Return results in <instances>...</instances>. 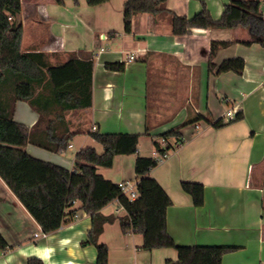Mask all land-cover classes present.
<instances>
[{"label":"crops","instance_id":"obj_1","mask_svg":"<svg viewBox=\"0 0 264 264\" xmlns=\"http://www.w3.org/2000/svg\"><path fill=\"white\" fill-rule=\"evenodd\" d=\"M126 0L90 5L86 0H21L23 24L21 48L47 54L52 64L70 54L94 60L93 103L68 112L75 134L66 153L34 143L27 151L39 159L75 168V155L85 147L103 145L86 129L139 133V151L115 155L110 167L97 171L113 182L137 183L138 154L157 157L153 135L177 127L197 113L204 117L242 119L213 126L205 119L184 126L182 141L163 139L170 146L167 157L151 174L165 188L173 203L167 209L168 230L182 245H228L236 249L223 256L222 264H264V46L253 41L247 27H193L184 35L172 31L167 11L137 13L132 31L125 30ZM206 3L218 18L230 0H167L177 14L192 16ZM227 40L214 61L241 56L242 74L218 73L209 67L211 43ZM135 55L129 60L128 55ZM125 61L123 71L107 69V62ZM231 104L216 103L219 95ZM40 111L18 99L14 118L33 126ZM197 124L199 126L197 127ZM183 180L202 182L205 203L196 206ZM76 215L52 233L41 225L0 175V231L12 246L0 254V264H28L37 256L45 264H97V247L84 244L92 228V216L75 201ZM114 214L106 222L100 241L109 247V264H167L177 260L174 247L144 248L140 232H124L119 216L126 210L118 200L102 209Z\"/></svg>","mask_w":264,"mask_h":264},{"label":"trees","instance_id":"obj_2","mask_svg":"<svg viewBox=\"0 0 264 264\" xmlns=\"http://www.w3.org/2000/svg\"><path fill=\"white\" fill-rule=\"evenodd\" d=\"M63 4L65 0H55ZM96 5L108 0H86ZM21 0H0V175L41 225L44 233H52L72 220L80 201V207L92 216L90 229L84 244L97 247V264H109V247L99 237L106 222L113 221L114 214L106 215L102 209L115 200L126 210L119 216L124 232H140L144 248L174 247L177 260L167 264H222L223 256L236 249L228 245H182L177 243L168 230L167 209L172 198L151 174L160 160L155 156L138 154L135 171L139 176L137 196L132 198L119 183L104 177L97 171L98 165L110 167L115 155L137 153L139 133L102 132L86 129L100 142L104 151L95 147L80 149L75 155V168L70 170L56 163L31 155L26 146L34 143L50 151L66 153L79 128H71L67 114L71 110L87 108L93 103L94 60L70 54L60 64H52L47 54L40 51H23L21 48L23 24L20 20ZM167 11L172 16V31L177 35L189 33L193 27L237 28L247 27L252 35L249 44L257 41L264 46V13L261 0H230L223 13L215 18L206 3L192 16L177 14L167 7V0H126L124 23L127 32L132 31L133 17L137 13ZM227 40L211 43L209 67L218 73L235 71L242 74L245 59L241 56L214 61L217 51L230 44ZM107 69L123 71L125 61L107 62ZM18 99L28 101L40 111L33 126L14 118ZM244 117L243 110L225 122L223 118L204 117L197 113L183 124L153 135V143L159 155L170 146L163 139L175 137L182 141L181 129L202 119L215 127ZM182 188L191 194L196 206L205 203V186L202 182L183 180ZM12 246L0 231V254ZM28 264H45L43 259L32 256Z\"/></svg>","mask_w":264,"mask_h":264},{"label":"built area","instance_id":"obj_3","mask_svg":"<svg viewBox=\"0 0 264 264\" xmlns=\"http://www.w3.org/2000/svg\"><path fill=\"white\" fill-rule=\"evenodd\" d=\"M262 4H263V13H264V0H261ZM128 59L129 60H134L135 59V55L130 53L128 55ZM199 126V124H197V127ZM93 129H96L95 126H93ZM167 152L163 155H159L157 152V158H159L160 161H162L164 158L167 157ZM119 186L122 188V190L124 192H126L127 194H129L132 198H135L137 196V188H136V184L137 183H133L131 181H120L118 182Z\"/></svg>","mask_w":264,"mask_h":264},{"label":"rangeland","instance_id":"obj_4","mask_svg":"<svg viewBox=\"0 0 264 264\" xmlns=\"http://www.w3.org/2000/svg\"><path fill=\"white\" fill-rule=\"evenodd\" d=\"M216 103H221V105L223 106L224 109H228L231 107V104L228 103L225 98H224V95L222 96L221 94L219 95V98L216 99Z\"/></svg>","mask_w":264,"mask_h":264}]
</instances>
